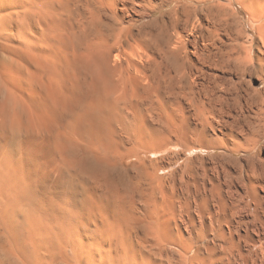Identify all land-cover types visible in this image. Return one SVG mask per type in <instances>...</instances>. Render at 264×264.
Instances as JSON below:
<instances>
[{
    "label": "bare ground",
    "instance_id": "bare-ground-1",
    "mask_svg": "<svg viewBox=\"0 0 264 264\" xmlns=\"http://www.w3.org/2000/svg\"><path fill=\"white\" fill-rule=\"evenodd\" d=\"M235 5L246 12L247 21L236 13ZM23 6L26 12L49 16L44 22L50 29L69 9L50 0ZM74 13L76 46L87 49L94 40H120L134 30L132 39L151 53L147 65L128 61L125 66L148 74L147 84L137 83L136 91L144 99L135 104L134 89L123 93L122 85L114 81L122 73L111 64L117 47L109 44L106 57L99 55L102 64H82L96 74L101 97L91 116L99 126L105 118L110 120L120 143L141 141L132 128L134 107L159 116L164 103L185 100L207 112L206 104L223 113L224 122L217 128L212 125L209 132L203 130L197 142L167 136L158 149L147 144L151 153L166 151L169 156L158 166L149 161L144 172L133 174V184L141 189L124 208L126 219L111 205L116 223L109 227L89 207L82 196L85 186L72 174L56 185L71 195L69 208L49 206L45 195L53 189L44 185L35 167H29L34 162L20 148L32 123L26 119L27 106L0 74V264H264V158L259 154L264 150V105L251 96L249 83L264 77V0H76ZM29 20L24 14L14 26L16 34L28 33L23 24ZM6 22L0 17V43L11 40L13 28ZM250 31L259 37L261 56L252 55ZM1 52L0 65L12 64L11 56ZM176 147L181 152H171ZM75 149L68 142L69 153ZM215 150L220 152L199 158L198 153ZM193 152L196 160L205 161V169L194 167ZM240 153L241 158L234 157ZM220 178L233 184L224 182V187ZM145 197L150 205L142 203Z\"/></svg>",
    "mask_w": 264,
    "mask_h": 264
},
{
    "label": "rangeland",
    "instance_id": "rangeland-1",
    "mask_svg": "<svg viewBox=\"0 0 264 264\" xmlns=\"http://www.w3.org/2000/svg\"><path fill=\"white\" fill-rule=\"evenodd\" d=\"M35 1L36 0H0V17H2L5 22L7 21L6 24H9L7 25V28H13V30L11 29V31H9L11 40L7 41L8 43H0V52L8 53L12 58V64L8 65L9 62H4V64L0 65L1 79L4 81L6 87L9 90L11 89L10 91L23 103V105L26 104L25 108L27 106L26 109L28 110L26 119L28 124L32 122L31 125L29 124V127L25 129L26 133L22 138L23 140L20 147L22 154H26L27 157L34 162L33 166L30 165L29 167H35L34 169L39 178L45 183L44 185L46 187L49 186L54 190H51V194L45 195L49 206L57 208L62 207L65 209L69 208L71 205V195L65 189H62L61 191L57 190L56 185L60 184V181L65 177V174H72L70 175L71 177H74L78 182L80 181L79 183L85 186V192L82 196L85 201H87V204H89V207L95 211L98 219H103L109 227L110 224L115 226L116 220L114 219L115 217L113 218L115 213L113 214V208L111 205H115L118 214L121 212L125 218L126 214L124 208L133 203V196L141 189L133 184V174L136 172L138 173L141 170L144 172L149 161H152V164L154 165H160V163L167 160L169 156V153L166 151L155 154L151 153L150 149H147V144L149 145L151 142L153 148L158 149L161 142L166 138H175L178 136L179 138L185 137L189 141L192 140L193 142V140H196L197 142L201 138L200 134L203 130L209 132L211 131L210 127L212 125L216 128L222 126L224 122L223 113L221 114L216 110L212 111L213 108L206 104V107L208 108L207 112L185 100L180 104L164 103L159 107V116L152 115L150 117L144 111H138V109L134 107L132 113L134 114L135 122L133 123L132 128L134 130V137L141 141L138 142L137 140L136 142H132L130 145L125 146L123 143H120L121 141L114 132L113 124L110 120L105 118V121H103V124L100 126L94 122V119L91 116L92 111H95L101 104V97H99L100 92L98 91L99 89L96 81L97 77L91 70L86 68L83 69L84 66H82V64L87 66L89 63L99 61V63L102 64L103 59L100 58L99 55L106 57V51L110 45L117 47L118 52L111 58V64L114 63V67L118 66L116 68H121L122 73H120L118 77H114V81H117L123 86H121L123 93L134 89L133 94L135 97H132V101L134 104L137 102L140 103L141 100L144 99V95L138 94L136 90L140 84H147L146 78H148V74L143 75L134 71L133 68H126L125 66L128 61L141 65H147L150 63L152 58L148 57L151 54L149 49L146 50L141 44H138L132 39L133 37L131 33L134 30L125 32L126 34L124 33L120 40L118 39L109 42H103L102 39H99L98 41L94 40V43L92 42L93 44H91V46L93 45V48L89 46L90 48L82 49L79 46H76V41L74 42V34L76 30L73 23L76 20H74V18H76L74 13V4L76 0H50L51 2L53 1L54 3L69 7L66 13H64L59 19V22H57L51 29L49 27L45 28L46 25L44 22L45 20H50L49 16H46L43 13H36L32 10L29 12L24 11V4H31ZM235 10L244 21H247L248 15L240 6L235 5ZM24 14L30 16L29 23L23 24L28 33L16 34L14 26H16V23L21 22V18ZM38 14L39 16L37 17ZM63 17L65 18V21ZM60 22L63 24H60ZM44 28L45 30H43ZM18 35L20 36L18 37ZM248 35L253 40L252 55L261 56L258 52V48L261 47L259 37L252 31H250ZM35 40L38 43L34 42ZM129 41L132 43L131 46ZM134 43L137 44L132 47L135 45ZM27 47L30 49L26 50ZM36 48L39 52L36 51ZM123 49L125 51H123ZM121 50L123 54L121 53ZM126 51H128V53ZM92 52L94 55L91 54ZM96 52L100 54H96ZM242 53H244V51ZM89 54L94 57H91ZM115 55L116 57H114ZM89 58L92 59L89 61ZM76 69H79V71ZM102 70L106 71V67ZM89 72L92 73L88 74ZM159 74L160 73H158V75ZM249 83L253 86L252 88L254 90V93H252L251 96L255 98L257 103L259 101L264 105V77L260 75L257 79H251ZM39 96L41 99H39ZM35 103L36 106L34 105ZM44 104H46L45 107ZM38 109L39 111H37ZM29 112H31V114ZM203 116L206 118L203 119ZM24 121L25 120L23 119V122ZM27 122L25 121L24 124H27ZM151 125L157 126L158 130L152 131L150 129ZM140 132L143 133L144 136H140ZM158 137H160V139ZM142 140L145 141L142 142ZM68 142H72L73 145L76 146L75 152L69 153ZM263 143L264 140L261 144ZM78 149L81 151H77ZM181 150L182 148L176 147L172 148L171 152L178 153L181 152ZM219 152L220 151L218 150H215L212 153L200 152L198 155H201L199 158H205L208 154H218ZM194 154L196 155L197 153L193 152V155H191L193 159H195ZM259 154L264 158V150L261 149ZM234 157L241 158L242 153ZM193 165L198 170L205 169L206 167V163L203 159H195ZM220 179V183H222L224 187L227 183L229 185L233 184L230 179ZM44 189L47 188L44 187ZM142 192L145 196V191L142 190ZM142 203L144 205L151 204L146 197L143 198Z\"/></svg>",
    "mask_w": 264,
    "mask_h": 264
},
{
    "label": "snow or ice",
    "instance_id": "snow-or-ice-1",
    "mask_svg": "<svg viewBox=\"0 0 264 264\" xmlns=\"http://www.w3.org/2000/svg\"><path fill=\"white\" fill-rule=\"evenodd\" d=\"M36 2H37V3H40V2H41V0H36ZM38 111H39V109H38Z\"/></svg>",
    "mask_w": 264,
    "mask_h": 264
}]
</instances>
